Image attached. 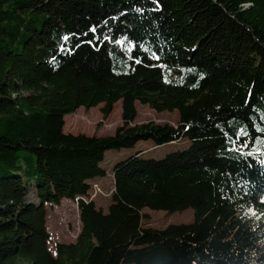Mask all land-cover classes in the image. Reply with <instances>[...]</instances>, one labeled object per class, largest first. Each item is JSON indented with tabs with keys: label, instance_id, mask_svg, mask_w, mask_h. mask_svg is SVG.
I'll return each instance as SVG.
<instances>
[{
	"label": "trees",
	"instance_id": "1",
	"mask_svg": "<svg viewBox=\"0 0 264 264\" xmlns=\"http://www.w3.org/2000/svg\"><path fill=\"white\" fill-rule=\"evenodd\" d=\"M119 100L114 133L64 130ZM137 101L179 123L132 124ZM183 138L118 160L107 210L89 198L108 149ZM64 198L82 229L54 255L47 203ZM145 207L194 220L144 226ZM24 260L264 264V0H0V264Z\"/></svg>",
	"mask_w": 264,
	"mask_h": 264
},
{
	"label": "rangeland",
	"instance_id": "2",
	"mask_svg": "<svg viewBox=\"0 0 264 264\" xmlns=\"http://www.w3.org/2000/svg\"><path fill=\"white\" fill-rule=\"evenodd\" d=\"M101 103L97 106L86 108L81 106L74 113L66 114L64 130L66 132L80 133L84 132L89 135H106L112 134L117 127L123 124L122 118V101L116 102L112 112L108 116L102 113ZM137 105V116L132 124L154 120L158 123H179V111H157L148 104L139 101ZM189 145V140L183 138L176 142H168L161 145H154L151 139H144L137 142L134 147H123L121 149H108L105 159L102 161L106 167L107 173L104 176L92 180L89 198H93L98 206L107 210L112 200V194L115 190V179L113 174L114 164L133 152L142 149L144 156L161 158L167 152L185 148ZM29 201L39 200L35 191L31 190L27 196ZM142 212L147 213L144 217V226H153L162 228L169 223L191 222L194 220L193 208H187L183 211L168 213L165 210H156L149 207L143 208ZM47 227L50 232L49 248L54 255L57 254V245L63 242L75 241L82 229L80 218V209L77 199L64 198L60 203H47ZM31 261L24 260L23 264H30Z\"/></svg>",
	"mask_w": 264,
	"mask_h": 264
},
{
	"label": "built area",
	"instance_id": "3",
	"mask_svg": "<svg viewBox=\"0 0 264 264\" xmlns=\"http://www.w3.org/2000/svg\"><path fill=\"white\" fill-rule=\"evenodd\" d=\"M92 198V197H91Z\"/></svg>",
	"mask_w": 264,
	"mask_h": 264
}]
</instances>
